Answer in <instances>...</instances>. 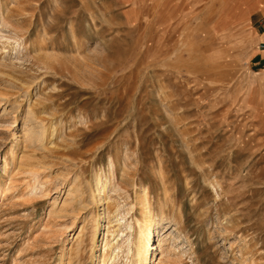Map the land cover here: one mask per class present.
Masks as SVG:
<instances>
[{
    "label": "rangeland",
    "instance_id": "rangeland-1",
    "mask_svg": "<svg viewBox=\"0 0 264 264\" xmlns=\"http://www.w3.org/2000/svg\"><path fill=\"white\" fill-rule=\"evenodd\" d=\"M255 1L0 0V264H264Z\"/></svg>",
    "mask_w": 264,
    "mask_h": 264
},
{
    "label": "bare ground",
    "instance_id": "bare-ground-1",
    "mask_svg": "<svg viewBox=\"0 0 264 264\" xmlns=\"http://www.w3.org/2000/svg\"><path fill=\"white\" fill-rule=\"evenodd\" d=\"M42 127H43V129H45L44 126H42ZM43 132H44V130H43ZM95 179L98 181V185H97V190H95V192L92 193V199L93 200H96L98 197H100V194L102 193V191H104L105 187L107 186V183H101L100 182L101 177L98 174H96ZM141 203H144V202L141 201ZM101 218L102 217L99 216V217L95 218V220L93 222V235L95 237L98 236L97 235L98 232H96V231L101 229V224H100ZM117 221L119 222V224H124L125 229L126 228L132 229V225L130 223H128L124 217L118 218ZM153 221H154L153 215L150 214L149 216L146 217L145 222L143 221V223L138 224L139 235L136 238V240L133 242L131 239L128 240V238H127L128 241H126V242L128 243L127 244L128 247L131 248V245H135V247H136L135 251H136L137 256H138V260H137L136 264H146L148 261V258L150 256L151 238L154 235ZM115 245H113V243L111 241L106 242V244L103 247V259H102L101 264H115V260H117L116 257H118L116 250L120 249V248H118V247H120V245L123 246L119 242H118V246H115ZM115 248H117V249H115Z\"/></svg>",
    "mask_w": 264,
    "mask_h": 264
},
{
    "label": "crops",
    "instance_id": "crops-1",
    "mask_svg": "<svg viewBox=\"0 0 264 264\" xmlns=\"http://www.w3.org/2000/svg\"><path fill=\"white\" fill-rule=\"evenodd\" d=\"M257 2H259V4H257ZM237 6H239V4L236 5V7H234V9H233L234 13L237 12V9H240ZM232 13H230V14H232ZM254 13H260L262 15V17L264 18V0H256L255 4L251 7V9L247 12V14L243 18H251L252 14H254ZM230 14H228V16H230ZM241 20H242V18H239V21H241ZM259 25H260V27L258 28V31H255V33H256L258 39L264 40V21L261 22ZM236 41H230L229 47H234V49H237V46L239 47V45L237 44L238 42H236ZM261 46H264V44L261 43Z\"/></svg>",
    "mask_w": 264,
    "mask_h": 264
}]
</instances>
